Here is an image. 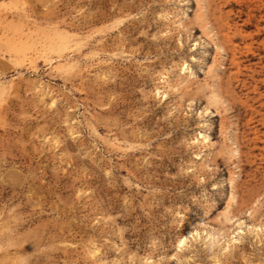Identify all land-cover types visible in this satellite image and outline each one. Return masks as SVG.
Here are the masks:
<instances>
[{
  "label": "rangeland",
  "instance_id": "1",
  "mask_svg": "<svg viewBox=\"0 0 264 264\" xmlns=\"http://www.w3.org/2000/svg\"><path fill=\"white\" fill-rule=\"evenodd\" d=\"M0 264H264V0H0Z\"/></svg>",
  "mask_w": 264,
  "mask_h": 264
},
{
  "label": "bare ground",
  "instance_id": "2",
  "mask_svg": "<svg viewBox=\"0 0 264 264\" xmlns=\"http://www.w3.org/2000/svg\"><path fill=\"white\" fill-rule=\"evenodd\" d=\"M263 1V0H262ZM261 2V1H260ZM186 241V238L184 239V240H182V241H180V244L182 245V244H184V242ZM179 244V245H180Z\"/></svg>",
  "mask_w": 264,
  "mask_h": 264
}]
</instances>
